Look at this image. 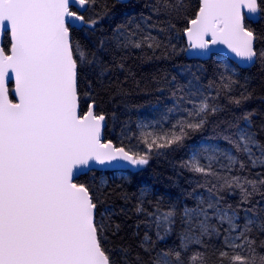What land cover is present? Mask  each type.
<instances>
[{
	"label": "snow or ice",
	"instance_id": "obj_1",
	"mask_svg": "<svg viewBox=\"0 0 264 264\" xmlns=\"http://www.w3.org/2000/svg\"><path fill=\"white\" fill-rule=\"evenodd\" d=\"M189 8L187 0H147L148 15H126L111 36L89 46L76 34L98 31L110 17L106 0L103 7L101 0H0V264H132L128 249L108 246L120 231L105 206L112 193L78 182L82 170L93 164L143 170L214 121L225 111L221 100L240 109L255 90L227 66L207 85L185 68L163 79L159 90L173 98L166 114L137 122L135 133L122 127L118 146L104 141L109 115L99 109L105 80L114 68L124 69L127 56L104 57L116 51H139L148 61L179 53L203 57L224 45L246 68L259 61L264 70V48L257 46L264 37L251 27L264 21V0H197L192 18ZM180 15L186 45L178 49L171 19ZM254 115L244 110L216 122L228 147L193 145L181 161L195 178L188 192L194 206L153 202L147 188L140 191L134 210L155 239L144 233L140 248L147 259L137 255L135 264H210L213 258L214 264H264V141L253 130ZM237 193L234 207L225 196ZM172 235L178 244L157 246Z\"/></svg>",
	"mask_w": 264,
	"mask_h": 264
},
{
	"label": "trees",
	"instance_id": "obj_2",
	"mask_svg": "<svg viewBox=\"0 0 264 264\" xmlns=\"http://www.w3.org/2000/svg\"><path fill=\"white\" fill-rule=\"evenodd\" d=\"M103 2L104 0H101V7H103ZM146 2L147 0H131L127 3L118 0H106L110 17L99 25L98 31L94 35L86 38L84 34L77 33L76 38L91 46L92 41L111 36L112 29L117 24L122 23L126 15H138L142 11L145 15H148V11L144 9ZM187 3L190 8L186 16L192 18V11L197 0H187ZM171 23L175 24L173 35L178 34V38L173 39L172 42L177 45L178 49L182 48L186 45V38L183 36L186 18L184 15L174 16ZM251 27L256 30L258 35L264 37V21L255 22L251 24ZM7 44L8 37L5 36L4 45ZM257 46L264 48V41H258ZM125 55L127 58L123 61L124 69L114 68L105 80L106 93L102 95L99 109L109 115L108 128L105 131L106 140L110 139L118 146L122 127L126 126L133 133L138 131L136 124L140 121V110L156 106H167L173 101L167 89L159 90L164 88V78L171 79L172 76H179L180 68L192 67L196 74L201 76L202 83L207 85L210 80L218 78L219 72L224 71L225 66L224 62L215 55L207 60H201L189 58L187 53L148 61L141 57L139 51H133L130 54L116 51L115 53H109L104 59L111 62L114 56L116 62H119L120 58ZM159 55L160 53L157 52V56ZM234 64L238 68L236 73L238 74L237 78L241 79V83L244 82L243 78L247 77L249 90H255L253 98L246 102L242 108H234L228 105L226 100H221V104L225 106V111L217 115L214 121L210 122L202 131L191 134L184 147L170 151L165 156L151 159L149 165L145 166L143 170L136 172L124 171L125 175L110 179L106 185L102 182V171L92 170L79 176L78 182H89L96 185L101 191L112 193L105 200V206L111 208L113 214L110 221L113 225L119 224L120 231L114 238L109 237L108 246L110 248L120 246L128 249L127 259L132 264H135L137 255L147 259L140 248L144 233L148 231L149 235L155 239L154 231H150L144 223L145 216L136 213L134 210L137 202L136 197L142 189L147 188L149 190L148 199L153 202L158 198H163L165 201H179L181 206L183 204H187L189 207L194 206L195 201L188 195V192L196 187L195 178L193 174L180 167L181 161L188 158L191 146L199 142L219 141L227 145L225 141L218 138L220 129L215 127V123L231 119L233 116H239L244 110L255 111L253 117L255 127L253 130L257 131L259 138L264 141V129L261 127L264 126V70L261 69L259 61L248 68H242L236 63ZM179 78L181 83L187 82L183 77ZM80 86L84 91H87V77L81 81ZM97 99L100 100L101 98ZM112 113L116 114L115 120L111 119ZM107 173H111V171H107ZM202 192H204L203 189H197V194ZM122 194H126L129 199L127 201L123 199ZM225 200L235 207L239 202V194L226 195ZM145 206L151 210L149 205L146 204ZM121 209L124 211L122 212ZM242 222L243 213H241ZM176 230H180L179 224L176 225ZM261 238L264 239V237ZM213 243H216V241ZM175 244H178V239L176 235H172L166 241L158 243L157 246L164 248L172 247ZM116 258L119 262L122 259L121 254L117 253ZM214 259L210 261V264H214Z\"/></svg>",
	"mask_w": 264,
	"mask_h": 264
},
{
	"label": "rangeland",
	"instance_id": "obj_3",
	"mask_svg": "<svg viewBox=\"0 0 264 264\" xmlns=\"http://www.w3.org/2000/svg\"><path fill=\"white\" fill-rule=\"evenodd\" d=\"M217 57H218V59H220L224 62L225 66H227L228 68L234 69L237 72L238 68L236 67L234 62L231 61L228 57H225V56H217ZM185 68H187L191 72L196 73V71L192 67L180 68L179 72L183 73ZM185 75H186V73H185ZM172 103H173V101H171L170 104L167 106H156V107L144 108V109L140 110V121L147 122V121H154V120L161 119V117L166 114L167 109L172 107ZM199 144H218L221 147H228L227 145H225L219 141H202V142H199L195 145H199ZM125 174L126 173L124 171H111V173L101 172L102 182L104 185H106L110 179H113L115 177H121ZM104 182H106V184Z\"/></svg>",
	"mask_w": 264,
	"mask_h": 264
},
{
	"label": "water",
	"instance_id": "obj_4",
	"mask_svg": "<svg viewBox=\"0 0 264 264\" xmlns=\"http://www.w3.org/2000/svg\"><path fill=\"white\" fill-rule=\"evenodd\" d=\"M118 1H120L122 3H127V2H129L131 0H118ZM246 20H247V18H246ZM5 36L3 37V44H5ZM213 53L214 54H210L208 56H203V57H196V56H192V55H189V54H187V55H188L189 58H197V59H201V60H207V59L211 58L213 55H222V56L228 57L231 61L236 63L238 66H240L242 68H246L245 65L241 61H239V59L236 58L234 56V54L230 53V51L227 50L226 46H224V45H216L214 47V49H213ZM13 87H14V82L9 84V88L10 89L13 88ZM10 98L14 99V96H12L11 93H10ZM103 139H104V141H107L106 138H105V133H104ZM91 167H92V170H97V171H133V172L139 171L138 169L130 168V167H127V168H115V167H108V166L99 165V164H93ZM88 172H90L88 169H83L82 170V173H88Z\"/></svg>",
	"mask_w": 264,
	"mask_h": 264
}]
</instances>
